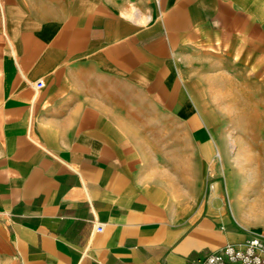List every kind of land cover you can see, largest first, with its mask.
Instances as JSON below:
<instances>
[{
  "label": "crops",
  "instance_id": "0c3cea01",
  "mask_svg": "<svg viewBox=\"0 0 264 264\" xmlns=\"http://www.w3.org/2000/svg\"><path fill=\"white\" fill-rule=\"evenodd\" d=\"M0 9V264H201L264 235L177 57L218 43L264 61V0Z\"/></svg>",
  "mask_w": 264,
  "mask_h": 264
},
{
  "label": "rangeland",
  "instance_id": "374dc122",
  "mask_svg": "<svg viewBox=\"0 0 264 264\" xmlns=\"http://www.w3.org/2000/svg\"><path fill=\"white\" fill-rule=\"evenodd\" d=\"M217 45L205 43L179 54L184 56L179 67L188 84H198L212 99L220 117L216 128L231 160L227 178L240 173L247 215L264 220V61L246 51L217 50ZM6 46L0 9V60Z\"/></svg>",
  "mask_w": 264,
  "mask_h": 264
},
{
  "label": "built area",
  "instance_id": "2783aa9c",
  "mask_svg": "<svg viewBox=\"0 0 264 264\" xmlns=\"http://www.w3.org/2000/svg\"><path fill=\"white\" fill-rule=\"evenodd\" d=\"M179 60L183 56L178 57ZM44 86L43 81L37 83V87ZM214 187V185H211ZM102 225L97 226V231H102ZM264 264V235L256 234L242 245L227 244L220 251L213 253L201 264Z\"/></svg>",
  "mask_w": 264,
  "mask_h": 264
}]
</instances>
